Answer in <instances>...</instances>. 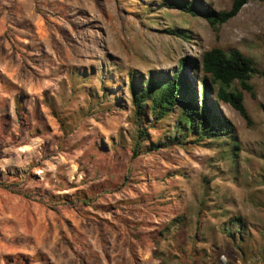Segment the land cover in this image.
Wrapping results in <instances>:
<instances>
[{"label":"rangeland","instance_id":"1","mask_svg":"<svg viewBox=\"0 0 264 264\" xmlns=\"http://www.w3.org/2000/svg\"><path fill=\"white\" fill-rule=\"evenodd\" d=\"M190 2L231 4L0 0V264H264V77L243 91L250 126L213 105L232 141L178 135L177 111L137 139L130 77L183 59L199 103L204 51L264 69L260 2L215 30L168 6Z\"/></svg>","mask_w":264,"mask_h":264},{"label":"trees","instance_id":"2","mask_svg":"<svg viewBox=\"0 0 264 264\" xmlns=\"http://www.w3.org/2000/svg\"><path fill=\"white\" fill-rule=\"evenodd\" d=\"M249 1L251 0H231L230 7L220 11L201 10L192 2L168 6L179 9L192 17L197 16L204 19L208 26L215 30L216 27L234 18ZM257 1L264 6V0ZM173 34L178 33L174 31ZM185 65V60H180L179 68L171 77L165 80L150 78L145 82V86L142 85V81L139 85H134V77H130L131 103L137 123L143 127L137 134L138 141L146 140L148 129H155L154 124H159L176 111L178 112H176V123L172 128L176 129L178 135L185 137L189 133L194 138L202 140L204 138L217 139L222 136L226 137L224 142L232 141L229 136L228 124L222 120L213 107L215 102L229 105L247 126L252 124L243 103V91L254 97L253 88L249 82L254 75L264 77V69H257L249 57L236 49L227 52L219 47H213L204 51L199 61L202 86L201 100L197 103L186 94ZM210 86L214 90V100L209 97ZM149 118L152 119V122L149 121ZM163 139L164 143L151 144L150 149L155 151L166 147L167 142H179L177 137H172V140L171 137ZM135 144L138 148V143ZM228 151H232V149L226 148L223 152L227 154ZM136 152L137 150H134L133 155L136 156Z\"/></svg>","mask_w":264,"mask_h":264}]
</instances>
